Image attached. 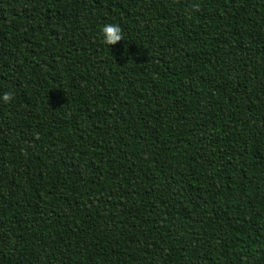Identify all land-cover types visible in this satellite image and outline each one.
Here are the masks:
<instances>
[{
    "label": "trees",
    "instance_id": "trees-1",
    "mask_svg": "<svg viewBox=\"0 0 264 264\" xmlns=\"http://www.w3.org/2000/svg\"><path fill=\"white\" fill-rule=\"evenodd\" d=\"M5 92L0 264H264V0H0Z\"/></svg>",
    "mask_w": 264,
    "mask_h": 264
},
{
    "label": "clouds",
    "instance_id": "clouds-1",
    "mask_svg": "<svg viewBox=\"0 0 264 264\" xmlns=\"http://www.w3.org/2000/svg\"><path fill=\"white\" fill-rule=\"evenodd\" d=\"M198 7V5H196ZM103 34L104 43L107 45H115L123 40L122 29L117 24H107L101 29ZM0 99L5 103H9L13 99V94L11 92H5Z\"/></svg>",
    "mask_w": 264,
    "mask_h": 264
}]
</instances>
